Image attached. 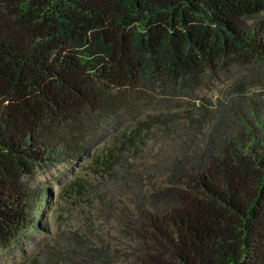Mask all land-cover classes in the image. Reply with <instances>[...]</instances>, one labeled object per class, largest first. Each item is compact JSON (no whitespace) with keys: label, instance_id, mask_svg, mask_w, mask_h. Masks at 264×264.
Wrapping results in <instances>:
<instances>
[{"label":"trees","instance_id":"16d2710c","mask_svg":"<svg viewBox=\"0 0 264 264\" xmlns=\"http://www.w3.org/2000/svg\"><path fill=\"white\" fill-rule=\"evenodd\" d=\"M262 13L264 0H0V249L41 226L44 191L26 179L37 167L87 156L122 109L264 61V20L248 21ZM247 128L195 145L172 174L188 182L156 190L136 223L125 215L141 245L132 264H264V133ZM79 245L75 263L114 264Z\"/></svg>","mask_w":264,"mask_h":264},{"label":"rangeland","instance_id":"374dc122","mask_svg":"<svg viewBox=\"0 0 264 264\" xmlns=\"http://www.w3.org/2000/svg\"><path fill=\"white\" fill-rule=\"evenodd\" d=\"M263 20L264 13L248 21ZM243 77L247 81L242 85ZM255 101L264 105V61L240 59L205 80L194 93L183 92L178 98L161 94L122 109L118 119L106 121L93 132L87 156L42 164L26 177L32 189L44 191L46 201L37 211L41 226L23 230L7 248H1L0 264H73L79 244L109 249L114 264H132L141 245L127 228L125 215L130 214V223H136L137 213L152 211L156 190L175 180L187 183L189 178L182 171L172 177L174 164L193 155L199 148L195 145L211 151L215 149L209 146L212 141H224L227 133H238L246 122L249 133L255 127L261 129V136L264 106L261 115L255 114ZM139 122L144 123L137 149L125 148V136Z\"/></svg>","mask_w":264,"mask_h":264}]
</instances>
